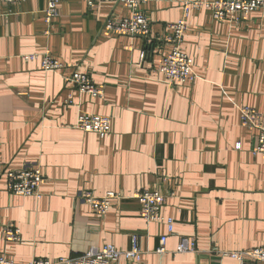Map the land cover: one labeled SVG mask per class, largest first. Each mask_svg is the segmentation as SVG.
<instances>
[{"label":"crops","instance_id":"0c3cea01","mask_svg":"<svg viewBox=\"0 0 264 264\" xmlns=\"http://www.w3.org/2000/svg\"><path fill=\"white\" fill-rule=\"evenodd\" d=\"M47 3L0 2V255L24 264L109 243L128 250L137 235L141 259L120 264H239L221 252L264 246V155L253 153L256 131L241 123L242 107L264 114V8L225 21L191 9L182 47L197 78L171 85L159 71L169 44L104 28L130 16L122 2L61 0L49 34ZM141 8L156 37L183 16L182 0ZM47 51L64 70L45 72L40 60L23 58ZM75 70L89 73L103 96L67 81ZM81 112L110 116V136L77 128ZM28 164L44 175L40 198L7 190L6 171ZM155 188L167 196L162 211L176 231L164 253L166 225L147 223L135 199L114 201L105 215L77 199L82 191L130 197ZM9 222L20 242L3 238ZM180 236L195 237L197 251L176 252Z\"/></svg>","mask_w":264,"mask_h":264},{"label":"built area","instance_id":"2783aa9c","mask_svg":"<svg viewBox=\"0 0 264 264\" xmlns=\"http://www.w3.org/2000/svg\"><path fill=\"white\" fill-rule=\"evenodd\" d=\"M25 0H0V2L16 3ZM61 0H48L44 11V20L51 32L54 20L60 16L58 4ZM90 7L96 6L100 1L122 2L130 10V16L119 19H108L104 28L111 32L140 36L147 44L155 45L167 43L170 51L163 57L159 67L164 81L171 85L191 83L197 78L193 71V58L184 51L182 45L187 31V17L191 9L208 8L216 21H225L236 15L240 20L242 15L249 14L264 8V0H182L183 16L176 22L167 24L168 34L164 37L152 36L151 22L143 12L141 6L146 0H85ZM148 51L142 52V57H147ZM28 61L40 60L41 69L45 72L62 71L65 64L55 58L51 52L32 53L23 55ZM65 79L73 83L80 92L88 93L93 97H102L104 88L95 83L87 72L73 71L66 75ZM241 123L249 130L256 131L257 146L254 154L264 155V114L252 107L241 108ZM76 127L85 132H94L101 136H110L111 117L98 114L81 112L77 117ZM238 148L240 144H237ZM7 190L20 196L41 197L40 187L44 178L41 167L37 164H28L21 169H8L6 171ZM166 195L160 189H142L136 191L133 196L127 197L123 193L108 191L104 195L97 196L90 191H82L77 199L81 203L88 204L92 210L100 215H105L112 207L114 201L126 198L135 199L140 205L141 217L147 222L164 223L167 234L160 237L158 252L167 251L166 242L170 235H175L174 219L164 216L162 208L166 201ZM2 236L6 241L20 242L21 230L14 223L4 225ZM196 238L193 236H180L176 252H196ZM144 251L139 245L137 235L132 236L131 248L120 250L113 244H105L101 248H92L87 252L71 257L58 258H34L24 264H120L122 259L139 261ZM223 256L234 258L239 264H264V246L249 250H237L221 252ZM0 264H20L15 260L0 255Z\"/></svg>","mask_w":264,"mask_h":264}]
</instances>
